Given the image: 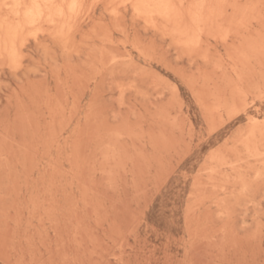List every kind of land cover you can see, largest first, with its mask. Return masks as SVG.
Instances as JSON below:
<instances>
[{"label":"rangeland","instance_id":"obj_1","mask_svg":"<svg viewBox=\"0 0 264 264\" xmlns=\"http://www.w3.org/2000/svg\"><path fill=\"white\" fill-rule=\"evenodd\" d=\"M120 1L0 57V264H264V0Z\"/></svg>","mask_w":264,"mask_h":264},{"label":"bare ground","instance_id":"obj_2","mask_svg":"<svg viewBox=\"0 0 264 264\" xmlns=\"http://www.w3.org/2000/svg\"><path fill=\"white\" fill-rule=\"evenodd\" d=\"M81 1L82 0H2L0 7H2V9H4L6 13L8 12L7 15H10V17L4 18V16H3V19H2V17L0 16V18H1L0 19V57L2 56L3 58H6L10 63H15L17 57H19L17 54L16 47L19 46L17 44V42H18L20 36L24 32L30 31L31 29L32 30L35 29V31H37L36 29H38L39 27H42V26H47L48 28H51L52 29L51 34L54 37H56V41L60 40L62 43L64 42L63 44L65 46V43L68 41L67 37H68L69 31H70L71 21H74L73 15L74 14L76 15V12L78 11V9H80ZM122 1L123 2L125 1V3H129V5L131 6L130 9L132 8L131 10H133L135 15L138 17H141V19L144 18V20H146L147 23L155 24L158 19H159V21H160V19H162V21L165 20L166 24L169 21H170L169 24L170 23L172 24V22H171L172 20H177L176 19L177 16L175 14H173L174 5H175V3L174 4L172 3L173 0L172 1L171 0H121L120 1L121 3L120 2L119 3L122 4ZM179 2H180V0H179ZM122 7H123V5H122ZM180 8H181V6H180ZM111 10H110V13L112 14ZM200 12H201V10H200ZM78 13H80V12H78ZM174 13H175V11H174ZM4 15H6V14H4ZM186 15H187V13H186ZM181 18H182V16H181ZM178 20H181V19H178ZM194 20L200 21L201 19L194 18ZM180 22L182 23V21H178V23H180ZM202 22L203 21L201 20V24H202ZM163 23H164V21H163ZM169 24H167V25H169ZM175 24H177V22H175ZM175 24L173 25L174 26L173 28L177 32V31H179L177 29L178 28L177 26L179 24L176 26L177 27L176 29H175ZM198 24H199L198 26L201 25L199 22H198ZM180 26H181V24L179 25V27ZM47 27H46V29H47ZM181 28H182V26L180 27L179 33L183 31V30H181ZM51 29H48V30H51ZM182 29H186V28L183 27ZM39 30L41 31L42 29L41 28L38 29V31H37L38 34H39ZM48 30H46V31H48ZM186 30H185V34L188 31V30L187 31ZM72 31H73V29H72ZM45 32L43 31L40 33L42 35V33L44 34ZM182 33H181V35H182ZM32 34L33 33L30 34V38H32L31 37ZM26 37H27V35H26ZM34 38L35 37H33V39Z\"/></svg>","mask_w":264,"mask_h":264},{"label":"snow or ice","instance_id":"obj_3","mask_svg":"<svg viewBox=\"0 0 264 264\" xmlns=\"http://www.w3.org/2000/svg\"><path fill=\"white\" fill-rule=\"evenodd\" d=\"M262 101H264V97H261Z\"/></svg>","mask_w":264,"mask_h":264}]
</instances>
